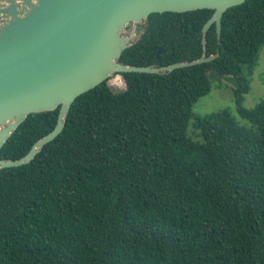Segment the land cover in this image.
<instances>
[{"label": "trees", "instance_id": "16d2710c", "mask_svg": "<svg viewBox=\"0 0 264 264\" xmlns=\"http://www.w3.org/2000/svg\"><path fill=\"white\" fill-rule=\"evenodd\" d=\"M214 9L154 12L120 60L190 61ZM207 32L210 61L168 74L122 72L80 94L66 126L31 162L0 169V264H264V98L244 105L264 46V0ZM215 73V74H214ZM235 79L229 109L196 116L213 77ZM59 108L31 113L0 150L24 156Z\"/></svg>", "mask_w": 264, "mask_h": 264}, {"label": "water", "instance_id": "95a60500", "mask_svg": "<svg viewBox=\"0 0 264 264\" xmlns=\"http://www.w3.org/2000/svg\"><path fill=\"white\" fill-rule=\"evenodd\" d=\"M246 0H0V150L31 113L59 108L57 123L16 159L0 158V169L27 164L65 128L74 100L122 72L168 74L210 61L207 32L216 23L222 42L224 12ZM214 9L203 26V52L168 65L120 60L136 44L154 12ZM133 25L130 33L127 27Z\"/></svg>", "mask_w": 264, "mask_h": 264}, {"label": "rangeland", "instance_id": "374dc122", "mask_svg": "<svg viewBox=\"0 0 264 264\" xmlns=\"http://www.w3.org/2000/svg\"><path fill=\"white\" fill-rule=\"evenodd\" d=\"M133 25L127 27V33H130ZM144 29V24L139 23L137 31L140 32ZM215 74V73H214ZM108 83L114 91H120L126 88L125 79L122 75L117 74L113 76ZM236 86L235 79L231 76H219L213 77V88L206 94L201 96L193 106L194 117L191 119L188 127V134L192 135L196 139L201 137L196 136V128L193 125L196 116H203L205 114L214 113L222 109H229L232 115L240 124H249V121L245 119L238 111L234 98L233 88ZM264 98V46L260 50L259 61L251 76V89L245 95L244 105L247 107H253L259 101Z\"/></svg>", "mask_w": 264, "mask_h": 264}]
</instances>
